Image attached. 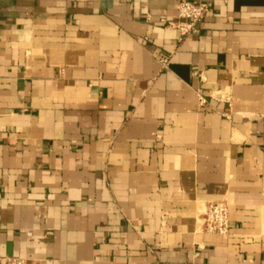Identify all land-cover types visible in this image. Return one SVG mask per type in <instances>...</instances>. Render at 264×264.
Segmentation results:
<instances>
[{"label":"crops","instance_id":"0c3cea01","mask_svg":"<svg viewBox=\"0 0 264 264\" xmlns=\"http://www.w3.org/2000/svg\"><path fill=\"white\" fill-rule=\"evenodd\" d=\"M177 1L0 0V264H264V0Z\"/></svg>","mask_w":264,"mask_h":264},{"label":"built area","instance_id":"2783aa9c","mask_svg":"<svg viewBox=\"0 0 264 264\" xmlns=\"http://www.w3.org/2000/svg\"><path fill=\"white\" fill-rule=\"evenodd\" d=\"M175 7L176 17L169 24L177 29L179 38H182L198 31V23L212 9V2L211 0H178ZM159 62L165 67L168 57L160 56ZM199 76L202 77L200 74ZM204 101V96L199 95V102ZM198 223L205 232L227 234L230 228L228 204L224 200L206 201L199 213Z\"/></svg>","mask_w":264,"mask_h":264}]
</instances>
